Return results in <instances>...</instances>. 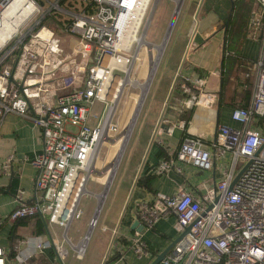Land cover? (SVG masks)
<instances>
[{
	"label": "built area",
	"instance_id": "built-area-1",
	"mask_svg": "<svg viewBox=\"0 0 264 264\" xmlns=\"http://www.w3.org/2000/svg\"><path fill=\"white\" fill-rule=\"evenodd\" d=\"M145 2L0 0V119L14 113L30 120L40 140L39 152L31 160L33 198H18L16 207L0 217V224L40 213L47 223L66 229L81 217V187L89 176L87 167L101 137L103 119L135 59L132 49L138 44L149 0ZM252 2L248 34L259 38V52L250 61L254 79L248 105L231 111L242 126L219 125L207 140L182 133L174 156L160 157L150 168L154 175L166 174L175 159L208 170L212 156L229 152V169L215 182L213 198L203 204L177 186L172 194L152 193L135 206V217L144 229L171 217L174 237L182 234L156 264H264V128L247 127L253 118H264V0ZM47 16L72 37L68 53L62 52L53 28L42 22ZM181 78L193 86L203 83L200 78ZM199 94L202 97L205 92ZM192 101L187 98L185 105L190 107ZM12 159L10 154L0 161V173H9ZM207 204L211 205L204 211ZM40 237L14 239L19 263L49 246L58 260L66 255L60 244ZM31 239L32 251L22 256L19 248ZM73 248L75 258H81L83 248ZM129 248L137 257L151 260L154 256L136 236L130 238ZM9 255L0 246V264H7Z\"/></svg>",
	"mask_w": 264,
	"mask_h": 264
},
{
	"label": "crops",
	"instance_id": "crops-1",
	"mask_svg": "<svg viewBox=\"0 0 264 264\" xmlns=\"http://www.w3.org/2000/svg\"><path fill=\"white\" fill-rule=\"evenodd\" d=\"M205 2L207 11L201 22V29L189 38L193 42V48L186 50V60L184 64L181 63L179 70L180 63L176 69L172 68L173 62L169 64V74L166 77V81L171 78L173 82L174 76L180 74L190 79H203V83L201 86H193L189 82L190 86L186 87L190 90L189 94V91L180 90V95L176 91L171 96L162 97L158 92L157 97H153V106H149L150 110L142 111V119L138 126L140 130L138 150L124 179L127 185L118 195L117 192L114 194L104 214L99 218V226H96L97 254L86 258L82 254L79 259L74 256L73 247L80 244L88 227V223L82 217L80 221L72 222L66 229L45 221V227L42 226L43 231L40 233H35L37 226H33L34 219L26 226L15 227L14 232L13 223L5 220L0 224V246L10 251L7 264H29V261L31 264H148L149 258L133 254L129 248L130 238L138 237L145 249L155 254L174 237L173 219L160 218L151 229L136 232L130 228L136 219V204L152 193L172 194L177 186L190 191L203 204L213 198L215 182L229 169L231 159L229 152L212 156L211 167L208 170L173 159L172 168L166 174L154 175L150 172V168L160 158L157 154L159 148L168 157L174 156L182 133L201 135L207 140L213 137L219 125L231 128L242 126L231 117V111L234 107H246L249 103L248 94L244 90V83L246 84L244 79L249 77L248 81H252L253 84L254 72L250 61L254 60L259 52V38L248 34L249 25L245 30L250 7L247 0ZM185 17L184 14L179 27L185 24ZM178 31L184 33L181 29ZM182 35L186 38V35L181 34L180 39L183 38ZM250 42L254 46L249 44ZM152 45L160 46V43ZM184 45L181 51L178 49L174 53L173 61L178 54L184 53L188 47L187 43ZM199 91L205 92L204 96L200 97L203 94H199ZM187 98L193 100L190 107L185 105ZM247 100L248 103L244 106ZM257 125V120L253 118L247 127L253 129ZM39 149L38 128L30 120L14 113H8L0 119V161L10 154L13 156L9 173H0V217L5 218L16 207L18 198L22 197L26 201L33 198L35 168L31 160ZM141 175L149 176V189L136 185V180ZM96 224L97 217L83 243V249L87 240L91 239V231ZM35 236L45 237L56 245L60 244L66 255L61 261L58 260L49 246L36 251L25 263H19L14 256L16 254L14 239ZM33 241L31 239L29 244L21 246L18 253L22 256L29 254L34 247Z\"/></svg>",
	"mask_w": 264,
	"mask_h": 264
},
{
	"label": "rangeland",
	"instance_id": "rangeland-1",
	"mask_svg": "<svg viewBox=\"0 0 264 264\" xmlns=\"http://www.w3.org/2000/svg\"><path fill=\"white\" fill-rule=\"evenodd\" d=\"M247 1L248 6L250 7V15L247 19L245 30L249 25L252 8L254 6L252 0ZM175 2L176 0H149L147 5L146 13L138 32V37L142 35L143 39L149 44H136V47L135 45L133 46L132 51L135 50V59L129 65L130 69L127 73L128 77H126L127 83L123 85L121 92L117 97L110 120V129L108 128L104 140L101 141L97 147L95 158L92 160V170L89 172V176L83 187L85 188V191L81 193V197L79 199V207L82 210L81 217L89 223L96 205V197L98 198L97 195L101 192L103 185H106L107 178L112 174L109 187L97 215V224L94 225L91 231V239H88L87 243L84 245L85 247L82 251L84 258L97 254L98 246L95 239L98 232L96 226H99V218L104 214L108 206V202L110 203L112 201L114 194L117 192L118 195L119 192L127 185L124 179L132 167L135 154L138 150L137 141L140 134L138 126L140 120L142 119V111L146 112L149 109V106H153V97H157L158 92H160L162 97H166V95H168L172 82L171 78L166 81V77L169 74L170 69L169 64L173 62L172 68L176 69V66L178 67V64L180 63V57L183 56V54H178L176 60L173 61L174 53H176L178 49L181 51L182 48L185 47L184 43H187V51L193 48V42L189 38L192 34H194V32L200 31L201 22L206 15L207 9L205 0L202 1L195 18L193 17V13L198 0H182L167 40L161 51V44L160 46H151V44H159L161 42L170 20ZM227 2H229V0H227ZM184 14L186 15L185 24L183 27H179V23L182 21ZM60 17L59 13L55 14V18L57 20H59ZM47 23L53 28L55 35L59 38L62 52L64 54L68 53L73 43L72 37L59 30L56 20L54 22L56 24L50 21H47ZM179 29H181L184 33L178 31ZM181 34L186 35L187 39L184 38L183 35L184 39H180ZM249 44L254 46L252 42ZM160 51L161 54L158 59L157 54ZM156 57L158 61L157 59L155 60ZM185 60L186 55L183 57L182 64H184ZM154 64L156 65L155 70H153ZM149 72L150 74L153 72V75L151 76L148 84L146 78L148 77ZM120 75L122 74L120 73ZM181 76L183 75L179 74L180 78ZM133 81H138L140 83L144 82L145 84L138 85L136 82L133 83ZM174 84L175 81L173 86ZM114 86L115 83L113 87ZM173 86L169 96L172 95ZM140 92H145V96L132 125L131 120L134 114V109L138 104ZM128 129L131 130L126 139L125 136ZM238 165L239 162H237L236 166ZM81 217L72 222L80 221Z\"/></svg>",
	"mask_w": 264,
	"mask_h": 264
},
{
	"label": "water",
	"instance_id": "water-1",
	"mask_svg": "<svg viewBox=\"0 0 264 264\" xmlns=\"http://www.w3.org/2000/svg\"><path fill=\"white\" fill-rule=\"evenodd\" d=\"M181 1H182V0H178V1L175 2V5H174V8H173V10H172V14H171L170 20H169L168 25H167V27H166V31H165V33H164V35H163V37H162L161 42H160V44L162 45L161 51H162V49H163V47H164V44H165V42H166V40H167V37H168L169 32H170V29H171V27H172V25H173V22H174V20H175V17H176V15H177L178 10H179V7H180V4H181ZM201 3H202V0H198L197 5H196V8H195L194 13H193V17H194V18H195L196 15H197V12H198V10H199V7H200ZM186 50H187V48L185 49V51H184V53H183V56H182V58H181V61H180V64H179L178 70H179L180 65H181V63H182V61H183V57H184V55H185V53H186ZM161 51H160V53H159V56H160V54H161ZM159 56H158V59H159ZM158 59H157V61H158ZM156 65H157V63H156ZM156 65H155V67H156ZM154 70H155V68H154ZM152 75H153V72H152L151 74H150V72H149L148 77L146 78L148 84H149V81H150ZM176 76H177V74L174 76V79H173V82H172V84H171V86H170V89H169V93H168V95L170 94V91H171V89H172V86H173V83H174V81H175V79H176ZM145 92H146V91H145ZM145 92H144V93H143V92H140V94H139V100H138L139 102H138L137 106H136L135 109H134V114H133V117H132V120H131L132 125H133V123H134V120H135V118H136V115H137V112H138V110H139V107H140V105H141V103H142V101H143V98H144V96H145ZM132 125H131V127H132ZM130 130H131V129H130ZM243 167H244V166H242V168H241L240 170H238L237 173L233 176V178H232V180H231V182H230V184H229V188H228V189H230L231 185H232V184L234 183V181L237 179V177L239 176V174H240V172L242 171ZM111 177H112V174H111V176H110V179H109L108 184H107V185H103V188H102V190H101V192H100V194H99V197H98V198L96 197V205H95V208H94L93 214H92V216H91V218H90V221H89L88 227H87V229H86V232H85V234H84L82 240L80 241L81 243H84V242L86 241V239H87V237H88V235H89V232H90V230H91V228H92V226H93V224H94V222H95V220H96V217H97L98 212H99V209H100V207H101V204H102L103 198H104V196H105L106 190H107V188H108V186H109V183H110ZM216 199H217V196L214 197L213 201H216ZM210 205H211V204H207V205L204 207V211H206V210L210 207ZM37 215L43 220V216H42L40 213H37ZM43 225H44V227H45V221H44V220H43ZM143 226H144V225H143L141 222H139L138 219H135L134 222L132 223V225H131L130 228L133 229V230H135L136 232H140L141 230L144 229ZM186 230H187V228H185L184 232H185ZM181 235H182V234H179V235H177V236H175V237L169 239L168 244H167L163 249H161L159 252L155 253L154 256H153V258L148 262V264H156L161 258H163V256H164V255H165V254L171 249V247L173 246V244H174V243H175V242L181 237ZM60 263H61V262H60ZM61 264H62V263H61Z\"/></svg>",
	"mask_w": 264,
	"mask_h": 264
},
{
	"label": "trees",
	"instance_id": "trees-1",
	"mask_svg": "<svg viewBox=\"0 0 264 264\" xmlns=\"http://www.w3.org/2000/svg\"><path fill=\"white\" fill-rule=\"evenodd\" d=\"M61 2L63 3L64 0H61ZM50 20H52V17L47 16V17H45L43 19L42 22L43 23H47V21H50ZM248 78L249 77H246L244 79V81L246 80V84L244 83V90H245V93L248 94V100H249L250 89H251V86H252V81H248ZM187 86H190V84L187 81H184L182 78H180L179 75H177L176 79H175V84L173 86L172 93L174 94V92L178 91L177 93L180 95V90H182L183 88H185ZM248 100H247V102H246V104L244 106L247 105ZM257 124L264 128V118H258L257 119ZM157 154H158L159 157H163V158H167L168 157L165 152L164 153L162 152L161 148H159V153H157ZM148 179H149L148 175H141V176H139L137 178L136 185H141L144 188L149 189V185H148V181L149 180ZM33 219H34L33 226H37V231H35V233H38V232L40 233L41 231H43V228H42V226L44 227L43 220L46 221V219L43 217V220H42L37 214H35L33 216L22 218V219L17 220L16 222H14L12 224V232L15 231V227H17V226H26ZM38 226H39V228H38ZM28 263L31 264V261H29ZM32 264H34V263H32Z\"/></svg>",
	"mask_w": 264,
	"mask_h": 264
},
{
	"label": "bare ground",
	"instance_id": "bare-ground-1",
	"mask_svg": "<svg viewBox=\"0 0 264 264\" xmlns=\"http://www.w3.org/2000/svg\"><path fill=\"white\" fill-rule=\"evenodd\" d=\"M144 1L147 2V0H144ZM176 1H178V0H176ZM146 2H145V3H146ZM145 3H144V4H145ZM137 41H138V45H140V44H141V45H143V44H149L147 41H145V40L143 39L142 35H141L140 37H137ZM159 53H160V52H158V54H159ZM157 57H158V56H157ZM157 57L155 58V60L157 59ZM129 69H130V67L126 69V76H125V78L122 79V80L119 82V86L117 87V93H115V98L112 100L111 106L109 107V110H108V112L106 113V115H105V117H104V119H103L102 129H101V130H102V134H101V137L99 138L98 143H97V145H96V147H95V150H94V152H93V155H92L91 161H90V163H89V165H88V167H87V171H88V172H91V170H92V167H93L92 160L95 158V154H96V151H97V147H98V145L100 144V142L104 140V138H105V136H106V134H107V130H108L109 125H110V120H111V117H112V114H113V110H114V107H115V104H116L117 97H118L119 93L121 92V89H122L123 85H124L125 83H127L126 77H128V74H127V73H128V71H129ZM153 70H154V69H153ZM133 82H136V81H133ZM137 82H138V81H137ZM143 93H144V92H143ZM127 133H128V132H127ZM128 135H129V133H128ZM109 179H110V176H109V178H107L106 185L108 184ZM83 191H85V188H82V187H81V193H82ZM82 248H83V243L80 242V244L77 246V249L81 250Z\"/></svg>",
	"mask_w": 264,
	"mask_h": 264
}]
</instances>
